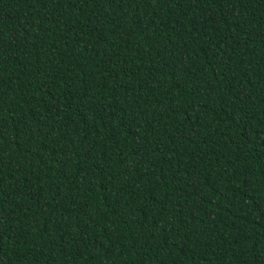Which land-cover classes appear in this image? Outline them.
Wrapping results in <instances>:
<instances>
[{
    "label": "trees",
    "instance_id": "obj_1",
    "mask_svg": "<svg viewBox=\"0 0 264 264\" xmlns=\"http://www.w3.org/2000/svg\"><path fill=\"white\" fill-rule=\"evenodd\" d=\"M0 264H264V0H0Z\"/></svg>",
    "mask_w": 264,
    "mask_h": 264
}]
</instances>
